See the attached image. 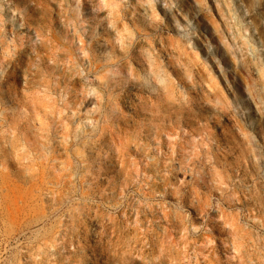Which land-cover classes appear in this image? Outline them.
<instances>
[{"label": "rangeland", "instance_id": "rangeland-1", "mask_svg": "<svg viewBox=\"0 0 264 264\" xmlns=\"http://www.w3.org/2000/svg\"><path fill=\"white\" fill-rule=\"evenodd\" d=\"M0 264H264V0H0Z\"/></svg>", "mask_w": 264, "mask_h": 264}]
</instances>
